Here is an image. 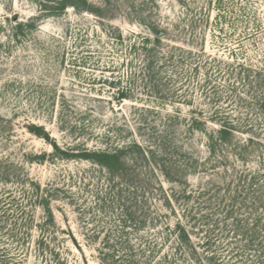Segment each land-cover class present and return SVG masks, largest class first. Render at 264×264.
Listing matches in <instances>:
<instances>
[{"label":"rangeland","instance_id":"obj_1","mask_svg":"<svg viewBox=\"0 0 264 264\" xmlns=\"http://www.w3.org/2000/svg\"><path fill=\"white\" fill-rule=\"evenodd\" d=\"M0 264H264V0H0Z\"/></svg>","mask_w":264,"mask_h":264}]
</instances>
